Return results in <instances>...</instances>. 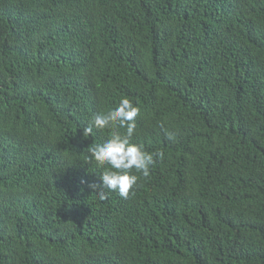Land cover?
I'll use <instances>...</instances> for the list:
<instances>
[{"label": "trees", "instance_id": "1", "mask_svg": "<svg viewBox=\"0 0 264 264\" xmlns=\"http://www.w3.org/2000/svg\"><path fill=\"white\" fill-rule=\"evenodd\" d=\"M123 98L127 199L83 132ZM0 264H264V0H0Z\"/></svg>", "mask_w": 264, "mask_h": 264}, {"label": "clouds", "instance_id": "2", "mask_svg": "<svg viewBox=\"0 0 264 264\" xmlns=\"http://www.w3.org/2000/svg\"><path fill=\"white\" fill-rule=\"evenodd\" d=\"M139 113L140 108L132 100L123 98L115 108L95 115L90 124L83 129L85 137L92 135L94 128L101 131L126 130L123 134L113 131L103 143L92 145L88 149L90 159L101 167L107 166V170L101 176L103 189L116 191L124 199L129 197L140 179L132 170L135 169L136 173L147 178L157 159L162 160L164 157L163 152L149 153L145 151L143 145L133 142ZM169 138H172L171 133ZM99 196L104 198L103 191Z\"/></svg>", "mask_w": 264, "mask_h": 264}]
</instances>
